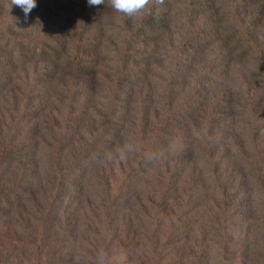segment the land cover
<instances>
[{
    "label": "trees",
    "instance_id": "1",
    "mask_svg": "<svg viewBox=\"0 0 264 264\" xmlns=\"http://www.w3.org/2000/svg\"><path fill=\"white\" fill-rule=\"evenodd\" d=\"M248 1L250 10L246 8L247 4L241 8L237 0H225L221 4L223 12L215 17L212 12L216 11L208 0H190L180 18L183 22L179 26L173 25V29L171 25L178 19L171 15L170 10L172 5L174 10L180 0H163L162 4L150 6L149 14L136 17L133 25L127 22L129 17L117 13V23L103 27L102 18L98 19L97 14L101 13L106 2L105 5L91 8V13L95 12L91 15L94 21L92 19L85 28H90L94 35L84 38V51L79 56L81 60L90 61L84 65L90 66L91 71L87 75L78 73L73 88L81 93L89 89L92 91L88 95L87 107L98 90L95 85L100 77L117 80L119 86L129 77L141 89L145 88L143 92L149 99L148 107L161 116L159 121L153 118V124L150 119H142V126L128 125L124 122L126 118H119L124 120L121 125L115 124L112 131L116 135L110 138V146L102 136L98 138L100 129L89 126L92 119H78L72 127L65 125L61 128L57 117V113L66 109L65 96L57 91L65 84L60 77L66 76L67 72L56 75L58 66L55 62L59 57H55L63 55L68 58L65 62L78 60L72 57L67 44L71 33L78 39L73 21L78 24L80 18L86 16L87 0H70V3L55 0L57 6L49 1L36 0L37 6L28 17L38 19H32L35 24L31 23L28 27L20 24V19L25 17L20 7H10L12 12H5L7 14L0 22V54H4L3 60L6 59L0 61V183L9 181L8 177H11L10 180L14 178V183L11 186L5 183L0 185V203L2 199L8 201L0 208V236H3L0 248L3 247L4 238L9 235L13 236L9 238L16 245L12 250L6 249L4 255L1 252L0 264H21V261L24 264H98L99 255L108 254L109 249L104 242L106 236L111 243H123L124 246L125 242L122 239L120 242L119 236L128 240L132 234L141 238L136 243L140 252L149 244L145 249L146 262L156 254L164 262L168 250L176 246L182 252L179 260L173 264H264V229L260 231L264 217V150L259 151L260 146L254 139L264 130L259 127L261 124L253 123L258 106L264 102V0ZM37 11L41 13L40 17ZM62 14L66 16L63 20L65 26L72 27V32L71 29L65 31L67 39L61 45H46V33L40 36L38 29H48L52 20L58 17L62 19ZM196 16L199 19L195 22ZM176 31H181L177 38L171 33ZM62 50L64 52L60 54ZM46 52L47 55L53 54L47 65L49 71L38 75L39 83L34 78L33 85L25 84V77L30 76L29 71L18 77L14 67L21 65L25 70L26 65L32 64L36 68L44 60L45 56L42 55ZM206 53H211L210 57L202 59ZM32 58L34 61L28 62ZM116 59L119 63L114 62ZM102 60L108 67L98 72ZM201 61L207 62V66L203 68L200 78L192 82V65ZM237 61L251 65L246 67L248 71L235 73L243 75L247 88L243 90L241 86L240 96L233 97L227 92V84L232 77L227 71ZM140 62L142 67L138 66ZM128 64H136L139 69L134 66L133 71H127L125 67ZM118 65L121 67L118 68ZM112 75H115L114 79ZM56 77L61 82L54 87ZM79 83L87 84L78 86ZM252 84L255 85L253 88ZM133 86L137 89V85ZM220 87L224 88V92H220L224 108L220 105L217 115L212 111L206 114L202 125L187 127L183 139L174 142L178 120L187 119L198 103L208 95H215ZM14 88L16 92L8 93ZM132 92L136 93L134 89ZM175 92L186 93L188 98L177 103ZM120 94L117 102L122 101L125 93ZM133 96L131 94V98L126 99L127 105L132 104ZM18 97L23 100L24 108L21 111ZM36 99L37 102L32 105L31 101ZM93 106H96L95 103H91L87 109ZM238 106H242L239 110L248 120L240 126V132L249 137L252 149L242 156L235 151L232 160L248 165L251 171L242 174L240 170L236 171V166L229 165L231 170L226 182L218 176L217 179L222 182L220 186L234 184V194L241 190L243 198L245 194L246 198L252 196L255 208L250 207L247 213L234 216L231 207L234 196L225 188L220 189L226 206L214 207L211 215L214 227L208 228L201 239L192 240L191 234L195 230L191 231V223L199 210L200 200L196 195L188 194L184 206L180 204L176 207L178 215L174 219L181 222L172 223L171 209L174 214V207L169 198L179 186L185 189V183H191L190 177L196 179L198 175L195 174H201L203 170L199 165L211 156L212 151L221 148L224 160L226 152L236 149L235 144L239 143L228 142V138L237 126L234 121ZM101 108L98 107L97 111H101ZM18 111L20 115L16 120L11 112ZM11 121L19 125L14 124L17 127L13 128ZM223 122L226 124L220 126ZM82 124L84 129L81 128ZM10 130L13 133H9ZM8 135L12 137L7 139ZM113 160L123 171L117 193L116 183L107 177V173L112 171ZM259 162L263 165H259ZM219 163L215 159L209 166L213 170ZM40 166L41 170L47 172L48 181L46 184L39 181L34 186L30 178L39 174ZM161 180L166 182L164 188ZM49 183H52L51 187L46 189ZM175 195L180 196L179 193ZM27 202L35 205L36 211H33V218L28 216L24 219L26 214H23L22 208ZM75 203L81 207L86 204V208L77 215L74 210L62 208L64 205L69 208ZM163 218H168L165 219L167 231L163 228ZM232 223L238 228L242 223L244 233L237 236L226 231L225 225ZM152 224H160L159 230L147 233ZM108 230L113 233H107ZM130 262L128 260L126 264ZM142 264L146 263L142 261Z\"/></svg>",
    "mask_w": 264,
    "mask_h": 264
},
{
    "label": "rangeland",
    "instance_id": "2",
    "mask_svg": "<svg viewBox=\"0 0 264 264\" xmlns=\"http://www.w3.org/2000/svg\"><path fill=\"white\" fill-rule=\"evenodd\" d=\"M42 1H46V2H50V3H54V6H57V4H55V0H42ZM59 1V0H57ZM64 1L66 3H70V0L68 2V0H61ZM190 0H180V3L178 5L175 6V9L173 10V5H172V10H170L171 15H173L176 19L174 24L171 25V29H173V25L175 26H179L183 20H180V18H182V15L184 12H186V8H188V2ZM209 4L211 7H213L214 11L216 12H212L213 15L219 16L220 13H222V8H221V4L225 1V0H216V1H212V0H208ZM239 2L238 5H240V7L242 8L243 5L247 4L248 6L246 7L247 9L250 7V3H248V0H237ZM248 1V2H247ZM11 0H0V6H1V10L2 11L0 13V22L2 21V19H4V16L7 14H5V12L11 13L12 9H14L15 7H18L16 5H12L11 6ZM106 2V6L104 8H101V13L97 14L98 15V19H100L99 17L102 18L101 20V24L103 25V27H109V25H111V23L113 25H115L117 23V20L115 19V15H117V12H115L114 10H112L111 8H109L107 6V0H105ZM177 2V1H176ZM10 3V4H9ZM57 3V2H56ZM60 6V4H59ZM10 7H12V9H10ZM61 7V6H60ZM93 6H88L87 7V11H86V16L83 18H80L81 20H79L78 24H76L73 21V26L75 27V32H77V37L78 39H76L74 33L72 35V27H67L65 26L63 20L66 16H64L62 14V19H60L59 17L57 19L52 20V24H50V26L48 27V29L46 28L45 30L40 27L38 29V33L39 35H43L46 33V35L44 36L45 40L44 43L46 45H51V46H58L61 45V43H64L65 39H67V35L65 33V31H68V29H71V39L68 40V50L72 53V57L75 56L77 57L78 60L72 61V62H65L66 59L63 55L57 56L55 58H58V60L55 62L56 65L58 66L57 71L55 72L56 75H60L63 72H67L66 76H64L63 78L60 77L62 79V83H65L64 85L62 84L57 93L60 91L61 95L65 96L63 100L65 103V112L63 110L60 111V114L57 113V117H58V122H59V126L61 128L66 126H70L72 127L73 124H75V121L78 119H84V120H89L92 119V123L89 124V126L91 125L96 129H100L99 130V136L98 138H100V136H102V138H104L105 142L107 145L110 146V138H112L114 134L112 131L115 128V124L119 125L120 123H122V121L124 119H119V118H126V120L124 122H127L128 125H132V124H138L140 126H142L143 122L142 119L146 120V119H150L151 122L153 121V118L156 120H160L161 116L160 113L159 115H156L155 111L151 108L148 107V103H149V99L147 98L146 94L143 92L145 90V88L141 89V87L133 82L134 80L130 79L129 77H127L126 82L122 83L120 86L117 84V80H112L111 78L105 76L100 77V81L96 82V88L98 89L95 93H94V99L91 103H95L96 106H93L92 109H87L88 106L91 104H89L87 107V100H88V95L89 93H92V91L84 90L86 91L85 93H81L79 91H75V88H73V82L75 80L76 77H78V73L82 74L85 73L87 75V72L91 71L90 66L84 65L85 63H90V61L88 59H84L81 60L80 59V54L84 51L82 48V45H84L85 40L84 38L86 37H91L94 34L93 31L90 30V28H85L88 26V23L91 22V20L93 18H91V15H94V13H91V8ZM191 7V5H190ZM57 8V7H55ZM251 9V8H250ZM248 9V10H250ZM4 11V12H3ZM240 11V10H239ZM97 12V11H96ZM15 13V12H14ZM13 13V14H14ZM17 14V13H16ZM37 16L40 17L41 13L40 12H36ZM209 17L211 18V14L210 12H208ZM200 16V15H199ZM196 16V18L194 19L195 22L199 19ZM32 19H38V18H32ZM29 17H27V19H25V17L23 19H20V24L22 26H31L32 24H35V22ZM94 21V19H93ZM137 21V18L135 17L130 18L127 20V22L130 25H133L135 22ZM87 22V23H86ZM200 22V21H199ZM32 23V24H31ZM104 23V24H103ZM86 24V25H85ZM85 25V26H84ZM112 26V25H111ZM80 28L83 30H80ZM115 30V29H114ZM117 31V30H116ZM109 33V32H108ZM174 34V36L177 38L180 34L181 31H176V32H171ZM111 34V31L110 33ZM59 35V36H58ZM1 44V42H0ZM78 46V47H77ZM102 49L104 50V45L102 46ZM64 52V50H62L60 52V54H62ZM59 53V52H58ZM90 53V52H89ZM211 53H206L205 56L202 59H207L210 57ZM224 54V53H223ZM41 54H33L32 56H40ZM52 55L53 54H48L43 53V57L45 56L44 60H41L39 64L36 65V68H33L32 64H28L26 65L27 68L25 70H22V66H18V67H14V71L16 73H18V77H20L21 75L25 74V71H29V75L31 76H26L25 77V84L27 85H33V80L32 79H36L38 75L40 74L42 76V73L45 71H49L50 67H47V65H49L48 63L51 62L52 60ZM4 54H0V61H5L2 58H4ZM109 57V56H108ZM37 57H35L36 59ZM53 58V59H55ZM71 59V58H69ZM111 59V58H110ZM110 59H106V61H110ZM113 60V59H112ZM33 58L30 59L28 62H33ZM103 61V60H102ZM115 63H119V60L116 59L114 60ZM13 65H15L14 63H12ZM251 64H245V63H239L238 61L235 62V64L233 65V68L229 71H227L229 74H231L230 76V80L227 84V92L231 93L230 96L233 97H239L240 96V87L242 86L243 90H245L247 87H245V79L240 75H235L236 72L241 71V70H246L248 71V69H246V67H249ZM84 66V67H82ZM137 67L139 69L138 66L142 67L143 64L140 62L138 63V66L136 64L131 65L128 64L125 67V70L130 71L133 69V67ZM207 66V62L205 61H201L200 62H195V64L192 65V72H193V76L191 77V81L194 82L196 80H198V78H200V75L202 73V70L204 67ZM105 67H108L106 65V63L103 61V63H101L100 65H98V72L102 71L105 69ZM121 66L118 65V68H120ZM112 68V67H111ZM79 69V72H77V70ZM219 69V68H218ZM86 71V72H85ZM133 71V70H132ZM224 73V71H222V74ZM248 73V72H247ZM246 73V76L248 75ZM50 74V72H49ZM103 74V73H101ZM35 75V76H33ZM62 75V74H61ZM107 75V74H106ZM224 75V74H223ZM115 75H112V78L114 79ZM118 76H116L117 78ZM58 80V77H56V79H54L55 82V86L58 82H61V80ZM24 79V78H23ZM84 78L82 77V80ZM108 80H112L113 82H109ZM86 82L89 83L90 80H85ZM37 83H39V81L37 80ZM131 83H134L132 85H137V89L134 88V86L132 87ZM87 83H79L78 86H84ZM117 84V85H116ZM116 85V86H113ZM252 84V88H253ZM34 87V86H33ZM94 88V87H92ZM211 88V87H210ZM135 90V92H132V90ZM214 89V88H211ZM34 90V89H33ZM75 91V93H73ZM16 92V88H14L12 91L8 90V93H13ZM224 92V88H219V91L216 92L215 95H211L208 97H206V99L200 103H198L197 107L194 108L193 113L185 120H182V116L178 117L177 124L175 127V136L173 137V140H175L174 142H176L177 140H182L185 133V130L187 127L190 128H194L198 125H202V120L205 118L206 114H210L211 111L213 113H215L217 115L218 111L220 108V105L222 106V108H224L222 105V101L220 100L221 97V93ZM120 93H125L123 94L122 97V101L121 102H117L116 99L117 97H120L121 94ZM130 96H129V94ZM176 93V92H175ZM236 93V94H235ZM34 94H36V92H34ZM131 94L133 96L132 98V104L131 105H127L126 104V99H130L131 98ZM177 103L178 102H182L183 100L185 101L186 98V93H176L174 94ZM136 97V100H135ZM19 98V97H18ZM222 98V97H221ZM20 99V98H19ZM223 99V98H222ZM195 100L197 101L198 98H195ZM237 101V100H236ZM23 100H19V109L20 111L23 110L22 107L24 108V105H22ZM32 105H34L37 102V99L34 101H31ZM69 105V106H68ZM102 107L101 111H97L98 107ZM3 107V105H2ZM70 107V108H68ZM86 107V108H85ZM242 106H238V114L236 116V120L234 121V123L237 125L236 128L234 130L231 131V133L229 134V138H228V142L231 141H236L239 144H235L236 145V149H230L228 152H226V156L225 159H222L223 152L220 149H216L214 151H212L211 156H209L208 158H206L205 160H203V162L201 163V165H199L200 169L203 170L201 172V174H195L198 175L197 178H192L190 177V184L185 183V189H183V186H179L178 188H176L175 192L173 193V195L169 198L170 200V204L173 205L174 207V214H172V209H171V215L173 216V220H171V222L173 223L174 221H176V223H180L181 221L174 219L175 217H177L178 215V211L176 210V207H179L180 204H182L181 207L184 206V199L186 196H188V194H193L194 196L196 195V197L200 200V203L198 205V212L197 214H195V220L192 221L191 223V231H194L191 234V239L192 240H196L197 238L200 237V239L205 235L206 230H208V228H213L215 225L214 218L211 217L212 212L214 211V207L216 208H224L226 205L224 204V198L223 196L220 194V189L225 188L230 195L234 196V199L231 202V207L234 210L233 214L234 216H239L241 213L245 214L249 211L250 207H254V198L252 196H250L249 198H246V194H245V198H243L242 195V191L240 190L237 194L235 193V185H229L227 184V186H220V184H222V182L220 183V181L217 179V176L221 179H223V181L226 182V178L228 177V174L231 170V168H228L229 165H232L233 167L236 166V171L240 170V173H244V174H248L249 171H251L244 163H242L240 161L239 164L236 163V161L233 162L232 158L234 157V155L239 154V156H242L244 154L250 153V150L252 149L251 146V142L249 140V137L247 138V136L243 135V132H240V128L242 127V125H244L245 123H247V119L244 118L245 114L242 113L239 108H241ZM259 109L257 110L258 112L256 113L257 116L254 117L253 119V123L255 125L261 124L259 127H262V130H264V102L258 106ZM12 115H14L15 118H17L16 120H18V117L20 115L19 111L16 112H11ZM43 119V118H42ZM105 121V122H104ZM13 126L16 122H12ZM103 124H108L107 126H104ZM153 124V122H152ZM226 123L223 122L220 126H224ZM15 125H19V124H15ZM121 125V124H120ZM253 125V127H254ZM88 126V128H89ZM241 126V127H240ZM17 127V126H16ZM15 126H13V128H16ZM22 127V126H20ZM246 127V126H244ZM82 129H84V126L82 124L81 126ZM87 128V130H88ZM247 128V127H246ZM135 129V128H134ZM251 129V128H249ZM248 129V130H249ZM138 130V126L136 128V132ZM9 133H13L12 130L9 131ZM116 133V132H115ZM111 135V136H110ZM250 135V134H249ZM12 135H8L7 139L11 138ZM18 137V136H17ZM20 138V137H18ZM17 138V139H18ZM257 146H260L259 151L262 152V150H264V131L262 132V135L258 136V137H254ZM172 140V142H173ZM20 143V142H19ZM173 146L175 147V144L173 143ZM262 149V150H261ZM108 150V149H107ZM236 151V152H235ZM222 155V156H221ZM110 160H112L109 157ZM217 159V162H220L218 167H215L213 170L212 168H210V164L214 162V160ZM31 163V162H30ZM259 165H263L262 162H259ZM241 166V168H239ZM111 173H107V177H109L111 179V182L113 181V183H116L117 187L115 189L116 193L118 191H120V183H121V179L123 176V171L120 167V165H118V163L116 162V160H113L111 162ZM39 170V174L35 177V178H30L33 182L32 185H36L39 184V181L41 182H45L48 181V177H47V172L41 170V166L38 167ZM32 172V171H31ZM186 172V170H185ZM32 174V173H29ZM10 174H8L9 176ZM18 178V177H17ZM3 180L4 177L2 178ZM9 181L6 180V182L2 181L0 183V185L2 186V184L10 186L14 183V178L12 180L11 177H8ZM92 178H90L91 181ZM159 183V182H157ZM161 185L164 188L166 185V182L164 180H161ZM52 183H49L48 188L51 187ZM56 184V183H55ZM119 186V187H118ZM176 193H179L180 196L175 195ZM2 203H0V208L3 207L5 204H7V202H5L4 199H2ZM45 201H47V199L45 198ZM44 201V203H45ZM51 202V200L49 201V203ZM41 204H43V201H41ZM22 205V203H21ZM66 205V203H65ZM62 206V208L67 209V210H71L76 213H81V211L83 209L86 208V204L83 205V207H81V205L78 204H73L72 206H70L69 208H66V206ZM24 208H22V212L25 215L24 219H26V217L31 216V218H33L34 213L33 211H36V209L34 208V206L29 205V203H25L23 204ZM230 206V205H229ZM222 211V210H221ZM261 211V210H258ZM260 216V214H258ZM257 215V216H258ZM189 216V215H188ZM187 216V217H188ZM233 216V217H234ZM215 218L217 216H214ZM168 219V218H165ZM165 219H162V224H163V228L164 231H167L168 229V225H166L165 223ZM235 220V219H234ZM169 221V220H168ZM230 220H228L226 222V224L229 222ZM261 222H263L260 225V231L262 229H264V217L262 218ZM199 224V225H198ZM159 225H151L150 229L147 230L148 231H153L155 229L159 230ZM107 227H111V226H107ZM225 230L226 231H231L233 232L235 235L239 236L241 234L244 233V226L241 223V226L235 227L234 223L229 224V225H225ZM190 231V232H191ZM258 231V234L259 232ZM107 233H113L111 230H108ZM251 237H254V234L252 232V230L250 231ZM165 236L167 235V233L164 234ZM106 236V235H105ZM141 236V235H140ZM3 236H0V239ZM9 237H13L12 235H9L8 238H4L3 240V247L0 248V255L1 252H4L5 250H12L13 246L16 244L12 243V240ZM149 236H147L148 238ZM3 239V238H2ZM121 239L125 242L124 246L122 245L123 243H111L112 241H109L108 237L106 236L105 238V244L108 247L109 250L108 254L113 255L112 262L113 264H126L128 262V260H131V264H142V261H144L146 264H169L172 263L176 260H179L180 256H181V252L182 249L177 248L176 246H173L170 248V250H168V253L166 254V256L164 257V262L160 260L159 255H154L149 262H146V247H149V244H146L144 251L140 252L138 250V246L136 243H138L139 239H141L137 234L134 236L133 234L129 237L128 240H125L123 238L122 235L119 236V241L121 242ZM32 250V249H31ZM164 252H166V249H163ZM130 254L128 257L127 255ZM19 261H21L20 259H18ZM152 261L154 263H152ZM25 262V261H24ZM16 264V263H15ZM21 264L22 263L21 261Z\"/></svg>",
    "mask_w": 264,
    "mask_h": 264
},
{
    "label": "clouds",
    "instance_id": "3",
    "mask_svg": "<svg viewBox=\"0 0 264 264\" xmlns=\"http://www.w3.org/2000/svg\"><path fill=\"white\" fill-rule=\"evenodd\" d=\"M89 6L105 5V0H87ZM163 0H107V6L117 13H121L129 18L149 14L150 6L162 4ZM11 5L20 7L27 19L34 9L36 0H11ZM98 264H113L111 257L107 253H101L98 257Z\"/></svg>",
    "mask_w": 264,
    "mask_h": 264
}]
</instances>
